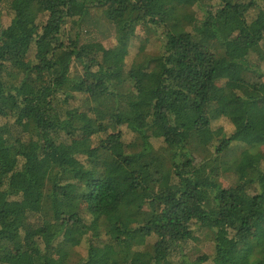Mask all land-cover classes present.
Listing matches in <instances>:
<instances>
[{
	"label": "trees",
	"instance_id": "trees-1",
	"mask_svg": "<svg viewBox=\"0 0 264 264\" xmlns=\"http://www.w3.org/2000/svg\"><path fill=\"white\" fill-rule=\"evenodd\" d=\"M261 146L264 0H0V264H264Z\"/></svg>",
	"mask_w": 264,
	"mask_h": 264
},
{
	"label": "rangeland",
	"instance_id": "rangeland-1",
	"mask_svg": "<svg viewBox=\"0 0 264 264\" xmlns=\"http://www.w3.org/2000/svg\"><path fill=\"white\" fill-rule=\"evenodd\" d=\"M11 22V18L10 16L7 15L6 12H4L3 14V24L4 26H8ZM105 43L106 45L112 47L114 45V38L108 37L105 39ZM138 52V48L136 46L130 47L128 49V53L121 57V62H120V74H122L124 77L127 76V72L128 69L130 68L131 62L133 61V59L135 58L136 54ZM222 124L231 131V126L229 125L228 122L222 120ZM257 151L260 153V155L262 157H264V146H261L259 149H257ZM228 182V181H226ZM198 238H196L195 240L191 241L189 243V246L187 248L188 253L190 254L191 258L190 259H194L196 258L198 255L202 254L201 248H204V244L205 241L203 239V235L202 234H197ZM208 245V244H207ZM206 245V247H207ZM206 247L204 248V250L206 249ZM86 248V244L83 243L82 247H80V251L84 252V249Z\"/></svg>",
	"mask_w": 264,
	"mask_h": 264
}]
</instances>
